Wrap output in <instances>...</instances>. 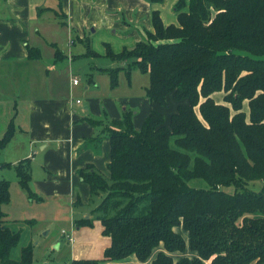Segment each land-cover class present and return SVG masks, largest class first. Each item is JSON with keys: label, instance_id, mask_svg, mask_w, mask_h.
<instances>
[{"label": "trees", "instance_id": "trees-1", "mask_svg": "<svg viewBox=\"0 0 264 264\" xmlns=\"http://www.w3.org/2000/svg\"><path fill=\"white\" fill-rule=\"evenodd\" d=\"M174 10L175 24L164 25L155 10L144 39L118 53L106 49L111 59L126 61L104 69L111 85L119 68L127 74L137 68L148 74L150 101L166 106L171 93L187 102L167 125L151 110L139 130L125 110L91 140L107 135L108 173L93 165L79 170L90 198L100 200L73 222L90 226L98 219L110 244L101 259L71 264H264V0H177ZM28 56L39 51L29 47ZM11 135L9 126L0 145ZM14 169L29 198L40 200L30 188L28 163ZM194 179L204 186L192 185ZM254 180L262 187H247ZM8 201L9 183L0 179V264H32L31 244L11 255L20 233L1 209ZM186 247L192 257L170 255Z\"/></svg>", "mask_w": 264, "mask_h": 264}, {"label": "crops", "instance_id": "crops-1", "mask_svg": "<svg viewBox=\"0 0 264 264\" xmlns=\"http://www.w3.org/2000/svg\"><path fill=\"white\" fill-rule=\"evenodd\" d=\"M176 1L0 0V136L12 128L2 148L16 147L13 160L5 163L27 162L35 191L44 196L68 195L75 202L79 197L73 193L75 188L88 187L79 176L80 169L93 165L108 173L107 135L99 142L91 140L110 126L109 121L120 120L130 110L132 126L139 130L149 112L156 110L167 125L178 104L187 102L175 100L171 93L166 106L150 101L145 95L148 74L138 75L137 68L129 74L119 68L115 85L104 70L124 64L107 56L108 47L118 53L153 31V11H158L164 25L173 23V17L176 23ZM164 8L172 13L166 21ZM29 47L36 48L39 56L29 57ZM87 48L93 54L87 55ZM74 70L86 76L81 87H77L79 80L72 83ZM65 74H71L66 83L61 78ZM30 151L35 158L29 157ZM87 227L75 226L71 232L79 239H74L72 259H101L110 244L98 220L89 228L90 243L84 247L81 234Z\"/></svg>", "mask_w": 264, "mask_h": 264}, {"label": "rangeland", "instance_id": "rangeland-1", "mask_svg": "<svg viewBox=\"0 0 264 264\" xmlns=\"http://www.w3.org/2000/svg\"><path fill=\"white\" fill-rule=\"evenodd\" d=\"M163 13L164 21L172 18L170 8H164ZM172 19L174 20L173 24H175L174 17ZM85 59L91 60L92 58L89 57ZM123 61L125 64L126 61ZM138 71V75H143V72L140 70ZM71 73L80 81L77 87H81L86 83V76L81 71L74 70ZM69 76H71V74H65L61 78H63V81L66 83L69 80ZM220 96L221 94H215L217 100H220ZM15 155L16 147L9 146V148H2V145H0V169L2 168V170H0V178L6 179L9 183V201L3 203L1 209L8 219L13 220L10 224L11 228L20 233L19 242L11 249V255L18 257L20 248L27 244H31L33 249L32 264H71V259L74 255V242L75 240H79L71 234L72 230L75 228L73 219L84 217V215L81 214L82 212L91 214L92 209L98 204L100 197L95 196L90 198L88 195V187H76L73 193H76L75 196L78 194L79 201L77 200L72 203L68 195L44 196L35 191L30 185L31 190L41 197L40 200L35 198L31 199L27 191L19 185L14 166L5 163L9 160H13ZM29 157L35 158L34 153L30 151ZM29 161L32 167L34 162L31 161V159ZM190 183L196 186H204L203 181L198 179L191 180ZM246 184L247 187L259 189L262 187L263 181L254 180ZM226 189L232 190L233 186H228ZM29 219L33 220L31 224L25 222ZM95 223L98 225V219H94L92 225L87 227L86 232L81 234L84 247L90 243L89 238L91 234L89 228L93 227ZM175 230L187 239V233L182 230V228L175 227ZM69 236L71 240L68 239ZM155 252L156 250L153 251L152 256ZM170 255L174 259H178L182 256L190 258L193 256V252L186 247L184 251H175L170 253ZM151 258L152 257H150V259ZM130 259L135 260L133 256L127 258V260Z\"/></svg>", "mask_w": 264, "mask_h": 264}, {"label": "built area", "instance_id": "built-area-1", "mask_svg": "<svg viewBox=\"0 0 264 264\" xmlns=\"http://www.w3.org/2000/svg\"><path fill=\"white\" fill-rule=\"evenodd\" d=\"M77 82H78V79L76 77H73L72 78V83L73 84H77ZM76 101L79 102V100H76ZM68 239L71 240L70 236L68 237Z\"/></svg>", "mask_w": 264, "mask_h": 264}]
</instances>
